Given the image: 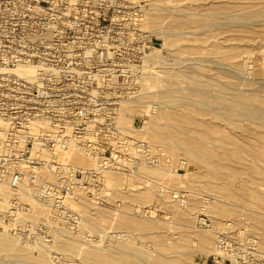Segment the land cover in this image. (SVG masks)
Instances as JSON below:
<instances>
[{
	"label": "rangeland",
	"instance_id": "rangeland-1",
	"mask_svg": "<svg viewBox=\"0 0 264 264\" xmlns=\"http://www.w3.org/2000/svg\"><path fill=\"white\" fill-rule=\"evenodd\" d=\"M232 1L235 3L230 2L228 11L224 13L216 9L222 7L220 4L216 8L211 7L212 0H111L113 8L110 11H99L96 15H91L93 19L86 17L82 20L95 22V28L88 31L82 30L81 38L95 40V47L99 54L107 49L106 44L111 39H147L153 43L155 48L147 50L145 53L147 56L144 55L143 59L135 57L137 66L132 76L113 79L99 77L97 80L99 88L103 90L98 92V98L104 100L125 101L127 98H138L154 85L151 90L154 94L151 92V95L149 92L150 95L142 97V101L149 104L145 105L149 106L147 110H152L150 115H153L151 116L154 121L146 120L144 109H136L133 117L128 118L126 126H122L118 117L121 112L120 107L115 110H102L100 113H103V119L112 118L117 135L114 140L98 139L96 141L98 155L94 156L86 149L89 156L91 155L90 160L93 162L91 166L89 159L87 162H82L78 159L60 157L59 161L62 165L57 174L45 175L41 171L28 172V178L18 187L11 186L9 183L5 184L0 191L3 193L7 190L8 197L0 195V220L9 224L10 227H8L11 229L9 230L17 234L22 243L36 242L51 245L59 239H76L78 245L84 246L83 248L90 245H102L101 247L106 249H114L117 241L127 238L148 248L152 254L154 253L153 255L157 256L152 245L153 237L158 235L167 237L165 228L171 227L173 233L187 231L192 234H205L210 238V249L207 252L195 251L191 255L189 264H264V241H261L263 236L257 233L248 215L249 210L256 207L264 211V156L256 153L254 149L261 140L257 131L264 126L241 115L240 108L237 107L239 101L249 102L261 111V117L264 118V16H255L251 20L243 21L240 4L237 3L241 0ZM224 14L227 16L224 17ZM115 23L123 25L122 28L111 29L110 26ZM219 51L221 54L218 53ZM147 57L152 59L147 62ZM150 74H153L152 86L147 82ZM108 81L113 83L111 87L116 88V91L107 90L110 88L107 87ZM165 81L171 85L172 97L176 98L178 103L186 105L184 110L200 118L203 116L208 118L210 115L214 119H207V123H185L186 128L185 124L167 126L166 120L156 118L163 107L166 112L174 111L172 107L175 103L168 102L166 107L162 104L164 97L159 92L166 88ZM123 87H129V91ZM194 88H198L201 92L196 95L191 94ZM206 92H209L210 96H216H213L216 99L206 100L202 95ZM225 101H232L235 109L234 123L220 116V113L227 112L221 108ZM211 108L217 111L211 113ZM131 125L137 130H132ZM163 126L170 130L173 128L172 130L175 129L174 132L178 133L180 127L187 129L192 136L197 135L200 138L197 140L191 136V138L186 137L194 140L195 143L204 139L220 144L232 138L238 147L245 151L248 166L238 172L241 177L239 178L235 174H211L192 161L185 151L173 154L161 143L154 144L155 147L149 144L151 152L148 154V149L144 148L148 135L153 132L151 130L158 131ZM190 126H195V129L189 128ZM202 127L211 130L209 134L211 138L205 137L206 130ZM132 136L135 137L133 141L130 138ZM130 140L136 141L135 145ZM135 146L137 149L133 154ZM210 146L213 144L210 143ZM105 150L108 151L107 164H101L100 158L104 156ZM196 150L201 151L198 147ZM49 154L51 153L45 151L43 157L50 158ZM120 157H124L123 159L126 160L124 168L128 169H126L128 173L125 174L127 179L125 177L124 190L127 189L125 192L134 194L135 197L128 206L126 200L115 198L114 187L102 179L103 172L101 173L105 168L121 166L122 158ZM145 164L148 168L155 167L158 172H163L165 181L161 182L159 176L154 179L146 176L145 169L148 168ZM246 174L250 177H246ZM252 176L255 180L247 182ZM226 179L236 182L238 195L242 200L226 199V202L233 206L232 214L216 216L214 209L218 207L217 197L223 195L221 193L225 191ZM132 181L137 183L136 188L133 187ZM44 183H48L53 190H64L66 199L62 203L55 197L50 201H43L39 195L46 190L47 185L40 190ZM161 183L164 186H161ZM21 188L27 189L22 191ZM28 191L37 196L41 204H46L42 206L47 207L54 215L49 217L42 213L37 216L27 212L17 216V209L24 207L26 211L29 208L25 204V194H23L24 197L22 196L23 192L28 193ZM141 191L151 192L150 198L141 200L137 197ZM176 197L179 201L175 200ZM5 198L7 202H3ZM14 200H16L15 204H13ZM181 201L183 205H186L184 207L188 205L195 207V216L190 223L183 221L178 213L180 207L177 205ZM72 202L81 205L82 208ZM91 214L95 217H107L106 227L87 231L83 225L94 223V216H90ZM114 216L150 222L155 225V228H148L140 233L129 228L118 229L111 226ZM201 218H205L210 226L201 227L199 223ZM55 220L57 224L61 223L56 225ZM162 231L163 234H161ZM155 232L157 234H154ZM222 239L228 242L225 259L218 255V246ZM1 254L0 264H22L15 254L6 258ZM48 256L53 264H93L84 261L81 255L66 256L54 249L48 251Z\"/></svg>",
	"mask_w": 264,
	"mask_h": 264
},
{
	"label": "built area",
	"instance_id": "built-area-1",
	"mask_svg": "<svg viewBox=\"0 0 264 264\" xmlns=\"http://www.w3.org/2000/svg\"><path fill=\"white\" fill-rule=\"evenodd\" d=\"M111 8V0H0V190L7 183L18 187L28 172L44 165L45 151L70 139L94 156L98 139H115L112 118L103 119L100 111L115 110L124 101L99 99L103 90L97 79L132 76L135 57L143 59L155 47L147 39H111L99 54L95 40L81 38L82 30L95 28V22L82 20ZM112 84L108 81V91L117 90ZM45 185L43 201L66 199L64 190L48 183L40 190ZM199 223L210 226L205 218ZM227 247L222 239L220 258Z\"/></svg>",
	"mask_w": 264,
	"mask_h": 264
},
{
	"label": "bare ground",
	"instance_id": "bare-ground-1",
	"mask_svg": "<svg viewBox=\"0 0 264 264\" xmlns=\"http://www.w3.org/2000/svg\"><path fill=\"white\" fill-rule=\"evenodd\" d=\"M230 2L235 3L232 0H212L211 7L216 8L217 6L221 5L222 7H219L216 9H220L222 12L225 13L228 11V8L230 7L229 6ZM237 3L240 4L239 9H240V13L243 16L242 17L243 21L251 20L252 18H255V16H264V0H241V1H238ZM218 4H220V5H218ZM206 16H208V15H206ZM223 16L225 17L227 15L224 14ZM218 53L221 54L220 51ZM150 55H152V54H150ZM145 56H147V54H145ZM147 58H145V60H147ZM149 59H152V57L148 58L147 62L149 61ZM158 61H160V60H158ZM151 77H153V74H150V76H148V78H150V79L147 78L148 79L147 82L149 83L150 86H152V84L154 83V80H152ZM165 84H166L165 85L166 88L160 90V92H159L164 97V101H163V103L161 101V103L164 104L165 107L168 106V104H169L168 102L175 103V105L173 104V107H172L174 109V111L173 112H166L164 110V107H163L160 110L159 114L156 115L157 116L156 118L166 120L167 126H170L172 124H176V125L181 124V126H183L182 124H185V123H187V124L188 123H207V119L208 120L214 119L213 116H210V115L208 118L206 116H203L202 118H200L199 116H196L195 114H191L188 110H184L186 105H184L183 103H178L176 98L172 97V94H171L172 89L170 87L171 86L170 83L167 81ZM153 88H154V85H153V87H151L149 89V91H145L143 94H141V96L139 95L140 97H138V98L133 97V99L127 98L124 102H122L121 107H120L121 112L118 116L122 126H126L125 124L128 123V118L131 116L133 117V115H134L133 112L136 109H139V110L144 109V112H145L144 117L146 118V120H148L150 122L154 121L153 120L154 118L152 117L153 115L152 114H151L152 116L150 115V112L152 110L151 109L147 110V108H149V106H146L148 103L146 102L147 103L146 104L144 101H142V99H143L142 97H144L146 95H150L151 92L154 94V92L151 91ZM199 92H201V91L198 88H194V89H192L191 94L196 95ZM152 93H151V95H152ZM202 95L204 96V98H206V100L216 99V98H214L216 96H214V95H213L214 97L210 96L209 92L202 93ZM159 104H160V102H159ZM150 105H151V103H150ZM164 105H162V106H164ZM160 106H158V107H160ZM237 107L240 108L239 112L241 115L248 117L250 120H252V122H254L256 124L259 123V124L264 126V121H263L264 118L261 117V115H262L260 113L261 111L258 110V108L255 105H251L249 102L239 101L237 103ZM221 108L225 109L227 112L226 113H220V116H222L223 118L230 120V122L234 123L235 118H234L233 113H234L235 109L232 106V101L231 102L225 101ZM215 110H216L215 108L214 109L211 108L210 112L212 113ZM137 112H139V111L137 110ZM155 114H156V112H155ZM209 118H211V119H209ZM184 126L187 128L186 124ZM191 127L193 129H195V126H190L189 128H191ZM131 128L134 131L137 130L133 125H131ZM202 128H201V130H202ZM254 128H256V127H254ZM262 128L263 129L260 128V130L257 131V133L261 139L259 141L260 144L257 145L254 149H255L256 153H259V154L264 156V127H262ZM172 129L173 128H171V130H170V128L163 126V128L158 130V131H156L155 129L151 130L154 133L150 132L151 135H148V139H147V135L145 136L147 139V143L145 145L146 147L143 146L145 149L146 148L148 149L147 153L150 154V152H151V148L148 146L149 144L153 145L155 147L154 144L161 143V144H164L165 146H167L164 148H168L171 151V153H173V154H176L179 151H185L189 155V157L191 158L192 161H194L199 167L207 169L211 174H215V175L216 174L218 175L219 173L235 174L236 176L241 178L238 175V172L243 171L244 167L248 166V160L246 159L245 151L243 150V148L238 147V145L236 144V142H234V140L232 138L229 140H225V141L221 142L220 144H217V143L213 142L212 140H204V139H202L201 141H197L195 143V141L191 140L190 138L194 137L197 140L200 139L199 137H197V135L192 136L191 133H189L187 131V129H182L181 127H180V129L178 128L179 133L177 131L174 132L175 129L174 130H172ZM204 129L206 130L205 127L203 128V130ZM210 131L211 130L205 131L204 134H205L206 138H208V137L211 138V135L209 136ZM181 133H183V135H185V137ZM187 136L188 137L191 136V137L188 139V138H186ZM130 138L132 141L135 140L134 136H132ZM257 139H258V137H257ZM132 141H131V143H133V145H135L134 143L136 141L135 142H132ZM65 143L66 144L63 145L62 147L49 151L51 153V154H49L50 158L48 156H46L43 159L44 165H46V166L45 167L42 166L41 169L39 168V171H41L45 175L46 174L47 175H54V174L59 173L60 169H61L60 166L62 165V162L59 161L60 157L61 158L63 157L62 159H65V158L78 159V160H81L82 162H85V161L87 162L89 159L88 162H89L90 166L93 164V162L90 160L91 155L89 156V154L87 153L86 147L84 145H82L76 141H73L72 139L66 141ZM210 143L213 144L214 147L210 146ZM161 146L162 145H160V147ZM218 146L220 147L219 149L217 148ZM196 147H198L201 151L198 152V150H196ZM136 149H137V146H135V148L133 149V151H132L133 154H135ZM187 154H185V155H187ZM189 157H188V159H189ZM120 158H122V157H120ZM123 158L121 159V163H120L121 166L119 165L115 168H110V167L105 168L106 170L105 169L102 170L101 173L103 172L102 173L103 174L102 179L104 181H106L107 183L111 184L112 187H114L115 198L119 199V200H126L127 201L126 205L128 206V203H130L132 200H134L135 197L133 196L134 194L131 195V194L125 192L127 189L124 190V184L126 183V179H127L125 174H127L128 172H126L127 168L126 169L124 168V165H125L124 163L126 160ZM125 158H127V157H125ZM127 166H128V164H127ZM145 166L147 167L146 164H145ZM182 166H183V164H182ZM183 167H185V166H183ZM161 169H163V168H161ZM145 170H147L146 176H150L153 179L157 178L159 176L161 179L160 180L161 182L165 181L163 179L165 177L164 173L158 172L157 168L150 167V168L145 169ZM130 176H131V174H130ZM236 176H233V177L236 178ZM125 177H126V179H125ZM246 177H250V175L246 174ZM253 180H255L254 176H252L247 182H251ZM243 181H245V180L243 179ZM132 182H130V183H132ZM224 182L226 184L225 185L226 186L225 191H224V193H221V194H223L222 196L217 197L218 207L216 209H214V213H216L215 214L216 216H218V215L223 216V215L232 214L231 212H232L233 206H231L228 202H226V199H235L237 201L242 200V198L238 195L239 191H238V186H237L236 182L234 180H231V179L229 181L226 179ZM132 184H133V187L136 188L135 186H137V183L133 182ZM130 186H132V185H130ZM161 186H164V184L161 183ZM126 187H128V186H126ZM8 189H11V188H8ZM21 189L23 191V189H25V188H21ZM131 191H132V189H131ZM37 193H39V192H37ZM150 193L151 192H142L141 191V193L139 195H137V197L141 198V200H147L151 196ZM23 194H25V204H27L29 206V208H27L26 211L24 210V207L21 209H17L18 210V212L16 214L17 216H19L20 214H23V213L27 214V212H28V214L37 215V216H40L42 213H45L49 217L54 215V213L51 210H48L47 207L44 208L42 206V204H44V203L41 204V202H40L41 200L37 199L36 198L37 196H34V194H32L29 191H28V193L27 192L22 193V196L24 197ZM26 194H27V196H26ZM164 194H166L165 191H164ZM252 194H255V193H252ZM0 195H3V197L7 198L8 197V191L6 190L3 193L0 191ZM19 196H20V192H19ZM6 198L3 202L8 201ZM174 198H175V196H174ZM175 200H178V198ZM180 200H182V199H180ZM21 201H22V198H21ZM67 202H69V201H67ZM72 203L76 204L75 202H72ZM182 203H183V201H181V203H179L178 205L176 204L178 207H180V211L178 213L181 216L183 221L190 223L194 219V216H195V207L193 205H188V204H187L188 205L187 207H184L186 205H183ZM232 203H233V201H232ZM235 204H237V203H235ZM44 205H46V204H44ZM172 205H173V203H172ZM239 205H241V204L239 203ZM76 206H80L82 208V206L79 204H76ZM25 207H27V206H25ZM51 207H52V205H51ZM14 215H15V212H14ZM92 215L93 214H91L90 216H92ZM248 215H249V218H250L252 224L254 225L257 233H260L263 236V240H261V241H264V211L261 208L256 207V208H253L252 210H249ZM49 217H48V219H49ZM1 220H0V242H1V253H2L1 255L6 258V257H10L12 254H15V255H17V258L22 261V264H24V263L25 264H53L51 262L49 256H48V251L50 249L58 250L61 253H63L64 255H66V256L69 255L71 257L74 255H81L82 259L84 261L90 262L93 264H189V261L191 259V255H193L195 251L207 252L210 249V243H211L210 238L205 234H200V233L199 234H194V233L192 234V233L187 232V231H182V232H178V233L174 232L173 233L171 227L170 228L167 227V228H165L166 229L165 233H166L167 237H165V235H161V236L158 235V237H153L152 245H153V249L156 250V252L158 254L157 256L153 255L154 253L152 254L148 248H145L143 246L136 244L131 239L127 240V238L124 240H121V239H123V238H121L119 241H117L114 249H106L104 247H101L102 245L101 246L100 245L99 246L90 245L89 247L83 248L84 246L81 247V245H78V242L76 239H74V240L73 239L72 240L59 239V240L55 241V243L53 242V244H51V245H48L47 243L46 244H40V243H36V242L35 243L28 242L27 244H24L21 242V240H20L21 238H18L16 236L17 234L15 235L14 233H12L10 231L11 229L9 228L10 227L9 224H7V222H3L4 220L3 221H1ZM59 220L62 221V219H59ZM7 221H8V218H7ZM93 221H94V223L92 225H88L86 223L83 225L87 231H92L94 229L100 230L99 228L106 227V225H107V217H95L94 216ZM55 222H56V220H55ZM59 223H61V222H58V224ZM58 224L56 222V225H58ZM111 226H115L118 229L129 228V229H132L133 231L139 232V233L142 232V230H146L148 228H151V229L155 228V225L153 223L136 221V220H133L129 217H124V216H120V217L114 216L112 219V222H111ZM229 228H231V227H229ZM231 232H233V231H231ZM154 234H157V233L155 232ZM161 234H163V231L161 232ZM134 237H135V235H134ZM117 238H119V237H117ZM135 239H137V237H135ZM92 241H93V239H92ZM149 243L151 244V242H149ZM181 249H185V250H181ZM21 261H19V262H21Z\"/></svg>",
	"mask_w": 264,
	"mask_h": 264
}]
</instances>
